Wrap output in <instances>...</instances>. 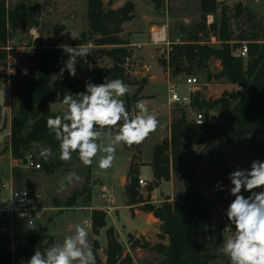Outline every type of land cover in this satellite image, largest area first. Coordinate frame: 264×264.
I'll return each mask as SVG.
<instances>
[{
	"label": "trees",
	"instance_id": "trees-1",
	"mask_svg": "<svg viewBox=\"0 0 264 264\" xmlns=\"http://www.w3.org/2000/svg\"><path fill=\"white\" fill-rule=\"evenodd\" d=\"M150 1L156 9H160L167 0ZM113 2L114 0H109L108 3L103 0H87L89 30L81 34L75 45L88 46V42L92 41L99 49L91 50V55L85 59L77 57L76 71L78 74L88 68V80L95 84L104 82L105 78H119L128 85H136L134 94L126 100V104L132 106L139 102L140 92L147 83L146 78L140 81L132 79L123 66L125 58L132 57V53L128 48L129 40L123 39L120 34L124 23L134 18L135 5L132 1H127L122 7L113 8ZM220 5L223 3H218L217 0H200L201 21L193 31L196 37L191 41L172 44L167 57L160 59L159 63L165 69L169 66L173 76L182 73L191 76L204 70L207 72V79L211 80L209 65L218 61L222 69L215 78L225 77L240 89L225 92L217 99H207L200 92L192 93L191 105L204 110L205 121L198 124L189 119L185 111H180L179 115L173 117L169 136L153 148L150 162L153 181L146 188V197L139 193L140 167L134 163L135 155L130 164L131 182L128 190L132 195V209L152 214L159 221L157 237L160 241L153 246L163 256L158 264H217L215 260L218 257L212 248L216 246L214 207L215 203L223 202L218 193L231 183L228 177L232 171L227 162L222 160L223 177L214 183L209 180L208 188H203L198 179V159L208 150L211 164L215 163L222 152L217 146V140L219 136H227V126H232L235 131L234 138L227 137L228 142L249 137L250 164L255 160H264V23L251 9L237 5L236 15L243 12L246 14L250 30L241 31L238 35L239 40L248 44V57L243 59L233 52L240 45L232 42L235 39L226 7L223 6L219 20L207 24V16L217 13ZM41 13L40 6L31 2L10 6L5 0L0 1V76L8 63L5 42L9 34L37 25ZM64 31L65 27L56 25L49 46L42 45L41 39L37 42L35 53L27 57L28 76L17 75L11 85L13 115L10 152L12 158L21 163H24L26 153L38 146L50 147L52 151L59 152V142L50 133L47 119L62 112H53L51 105L62 103L65 94L85 91V82L77 75L75 78L71 77L67 70L57 79L55 87L49 88L52 75L59 74L64 61L69 58L60 47ZM209 31L219 39L218 46L203 40ZM104 46H112V49H102ZM104 56L112 62L110 66L99 64ZM215 109L219 110L224 121L209 119V112ZM2 156L3 151L0 150V158ZM38 160L41 168L47 172H53L60 164L59 161ZM15 175L19 177L16 171ZM172 179H177L182 184L183 200L171 202L166 198L161 204H154L151 200L152 192L162 182ZM217 184L221 187L217 188ZM208 189L216 193L209 195ZM137 193L140 195L137 196ZM77 199L72 194L66 200L67 206L76 205ZM92 222L93 232L98 235L106 226L105 213L94 210ZM228 223L225 221L223 226ZM106 236L105 258L98 255L97 246H94L96 264H134L132 255L124 254V247L113 228L107 229ZM53 244L55 238L44 230L37 229L33 233L16 235L13 251L9 249V245L0 244V264L11 261L15 264H27L36 249L43 252ZM133 246L147 247L150 243L136 240Z\"/></svg>",
	"mask_w": 264,
	"mask_h": 264
},
{
	"label": "rangeland",
	"instance_id": "rangeland-1",
	"mask_svg": "<svg viewBox=\"0 0 264 264\" xmlns=\"http://www.w3.org/2000/svg\"><path fill=\"white\" fill-rule=\"evenodd\" d=\"M1 1V0H0ZM10 6L25 5L29 2L39 5L42 13L37 25L30 26L24 31L17 30L14 33H10L6 42L5 48L11 47L12 50L29 51L35 53L37 42L41 39L42 45L49 46L53 39V29L57 26L65 27V31L61 34V45L67 44L70 46L75 45V41L81 37L83 32L89 30L87 20V0H5ZM109 0H103L104 3H108ZM119 6H124L127 1H132L135 5V19L132 23H124L126 28H123V32L120 36L124 39H128L131 43H140V41L146 39L142 37V40H132L135 38L136 33L141 32L142 26L146 22L149 11L152 12L154 18L159 21L160 25L166 26V37L168 41H175L179 38L181 42L188 40L189 37H196L193 32L201 21V13L199 10L200 0H167L163 3L160 9H156L153 2L150 0H114ZM218 3H223L218 8L217 13L213 15V20H219L223 6L227 8L230 17V27L234 35V44L241 45L243 41L239 40L238 35L241 31H250L248 21L246 20V14L243 12L236 15V7L241 4L243 8H249L255 12L258 19H261L264 23V0H217ZM114 4V2H113ZM151 6V8H149ZM113 7V5H112ZM212 24V23H211ZM158 25H153V29ZM36 28L39 32V37L34 39L31 34V30ZM151 28V29H152ZM151 31V30H150ZM203 36V34H200ZM212 31L205 34L203 40L208 44L218 46L220 44L219 39L214 43L212 42ZM264 40V37L262 38ZM146 41H150V38ZM204 41V42H205ZM246 42V41H245ZM203 43V42H202ZM88 46L91 50L99 49L92 41L88 42ZM102 49L110 50L112 46H104ZM132 53V66L126 71L131 75L132 79L140 81L145 78L146 75H151L152 70L147 65H150L152 59L147 57H157V59H163L167 57L169 47L168 45H153L147 44L140 47L139 44H132L128 47ZM99 64L104 66H110L112 62L107 56H104L99 60ZM211 71V80L207 79V72L200 71L192 74L198 80V84L195 87H189L184 84V80L187 76L186 73H182L180 78L172 75V70L168 73V68L162 69L164 77H169V81L178 84L177 91L180 95L190 93H197L200 91L207 99H217L225 92H231L239 90L240 87L230 83L225 77L216 79L217 75L221 71V65L218 61L212 62L209 65ZM166 70V71H165ZM9 71L3 70L1 75H7ZM168 73V74H167ZM171 74V76L169 75ZM17 73L10 75L9 83L0 81V149L3 151V160L0 161L1 165L6 167V177L10 175L8 173L10 164L12 163V181L16 188L28 189L33 194L39 193L43 196L42 205L47 207L48 210L43 219H41L36 228L39 230L47 231L55 238V243H62L65 236L71 235L70 231L72 225L82 224L88 231L89 244L93 249L97 246V253L101 258H105L107 250V236L106 231L108 228H113L117 239L124 247V254L132 255L134 264H158L162 259V255L158 254L153 246L160 240L157 237L158 225H154L153 217L148 216L147 213L141 212L137 209H132V195L129 192V185L131 182L130 164L135 155L134 163L140 167L139 178L147 181V186H139V190L143 197L148 195L146 188L152 183V171L148 163L152 159L153 148L155 144L160 143L164 138L169 136V122L172 119L168 118V115H164L167 108L171 111V116L179 115L180 111H185L187 116L194 120L199 112L204 113V110L198 109L196 106H184L180 104H174L169 101V93L165 91V85L163 83H157L152 87H143L140 92V100L147 106L149 101H152L156 105L155 108L147 106L149 111L155 114L159 120V126L157 129L150 133V135L141 143L134 144L132 146H126V144L116 145L115 159L112 162V166L107 169H100L98 166V157L93 160L91 166H84L78 158V154L73 153L70 161H62L59 159V152L52 151L53 156L48 159L51 161H59V167L53 172H47L43 168L32 169L25 168L23 163L14 160L9 157V136L7 132L11 126V118L13 115V98L11 95V85L16 80ZM77 76L84 82L88 81L90 76V70L87 68ZM8 78V77H6ZM130 92L126 94L123 99L125 105L130 114L134 115L137 109L134 104L130 106L126 104L127 98L131 97L136 89V85H129ZM156 89L155 92L153 89ZM191 90L189 91V89ZM59 106L53 108V112H56ZM58 108V109H57ZM57 109V110H56ZM56 110V111H55ZM62 110V109H61ZM163 113V114H162ZM209 119L215 122H222L224 118L221 116L218 109L209 112ZM4 135V137H3ZM227 137L234 138L235 131L232 126H227V136H219L217 140V146L222 150L217 157L214 164H211V155L207 150L198 159V179L203 188H208L209 180L216 182L223 177L222 172V160H225L229 169L233 172L237 169H249L250 170V140L249 137H244L241 140L227 141ZM45 148L42 146L35 147V149ZM11 160V163H10ZM212 170L214 173H212ZM15 171L19 173V177L15 175ZM76 172L81 179L77 182L67 185L66 190L58 192L57 188L59 182L69 173ZM8 182V181H7ZM5 183L0 179V197H1V185ZM233 185L230 183L225 186L221 192L218 193L223 202L215 203L213 223L215 224V240L216 246L212 247L213 251L217 255L215 263L217 264H230L229 258L222 254L219 249L223 242L222 230L225 221L227 220L226 211L229 204L235 199L230 194V189ZM107 189L117 199L118 208L112 215L105 212L107 203L101 199V193L103 189ZM253 191H264V188H257ZM211 195L214 192L211 189L207 190ZM137 194L139 196L140 194ZM74 194L78 197L76 205L70 207L67 206L66 200ZM242 195L246 198L250 195L249 192L242 189ZM166 198H169L171 202H181L184 198V190L182 184L177 179H172L169 182H163L161 187L155 189L152 195V202L156 205L161 204ZM94 210L103 211L106 215V226L100 230V233L96 235L93 232L92 213ZM132 210H134L132 212ZM150 218V219H149ZM32 229L29 227H21L17 231L18 234H27ZM4 236L0 235V243L3 242ZM136 240L142 242V240L150 243V246L141 247L133 246ZM9 249L13 251L11 246ZM11 261L8 264H12ZM15 263V262H14Z\"/></svg>",
	"mask_w": 264,
	"mask_h": 264
},
{
	"label": "clouds",
	"instance_id": "clouds-1",
	"mask_svg": "<svg viewBox=\"0 0 264 264\" xmlns=\"http://www.w3.org/2000/svg\"><path fill=\"white\" fill-rule=\"evenodd\" d=\"M60 47L69 59L64 61L59 74L52 75L49 88L55 87L65 70L75 78L77 57L85 59L91 55L87 45L62 44ZM129 92L130 86L123 80L105 78L99 84L86 81L83 92L65 94L62 114L47 119L50 133L59 142V159L70 161L73 153H77L82 164L88 167L98 157L99 168L107 169L116 158V145L141 144L154 132L159 120L144 103L137 102L134 115L127 110L123 97ZM36 155L47 161L53 152L45 147L37 150ZM80 179L76 172H69L59 182L57 191H65L67 185ZM228 179L233 185L230 194L235 199L226 211L229 223L222 230L219 251L229 258L230 264H264V191H253L264 188V160L253 161L250 170L233 171ZM242 189L250 193L247 198L241 194ZM28 223L29 228L37 230L31 220ZM70 231L72 234L65 236L62 243H55L43 252L36 249L27 264H96L86 227L77 223Z\"/></svg>",
	"mask_w": 264,
	"mask_h": 264
},
{
	"label": "built area",
	"instance_id": "built-area-1",
	"mask_svg": "<svg viewBox=\"0 0 264 264\" xmlns=\"http://www.w3.org/2000/svg\"><path fill=\"white\" fill-rule=\"evenodd\" d=\"M213 22H214L213 15H208L207 24L210 25ZM31 34L34 39H37L39 37V32L36 28H33L31 30ZM211 40L212 42L215 43L217 41V37L212 36ZM164 43L168 45L170 49V46L172 44L181 43V41L179 39H177L175 42L168 41L166 37L165 25L157 26L154 29L152 28L150 31V44L161 45ZM6 50L8 52V63L5 70H8L9 72L7 73V75H1L0 81L4 83H9L10 75L15 72L23 77L28 76L29 68L27 63V57L31 56V50L24 52L19 50H12L11 47H7ZM233 52L235 55L242 57L243 59H247L248 57L247 42L243 41V43L237 49L233 50ZM132 64H133L132 57L125 58L123 66L126 69H129V67L132 66ZM170 70L171 69L168 66V72ZM184 84L188 85L189 87H195L196 84H198V80L194 76L187 77L184 80ZM168 93H169V101L171 103L180 104L184 106H191L192 91L187 95H180L179 92L177 91V83L169 81ZM194 120L198 124L203 123L205 121L204 113L199 112ZM1 138L2 135H0V140ZM23 166L25 168H32L36 170L41 169V163L31 151L26 153ZM147 184H148L147 181H145L144 179L142 178L139 179V185L141 187L147 186ZM25 192L27 193V196L23 195ZM101 199L103 200V202L107 203L105 212H107V214L109 215H112L115 212V210L118 208L116 197H114L112 193L105 188L102 190ZM42 200H43V196L39 193L33 194L28 189L16 188L12 180L5 182L1 185L0 235L4 236V239L3 242H1L0 244H5V246L9 245L13 249L14 237L16 235H20L17 233L19 228L29 227V223H28L29 220H31L32 223L37 225V223L44 218L48 208L42 205ZM37 213H40V215L37 216ZM32 231L33 230H31L30 232ZM6 239H10V241L8 242ZM12 264L15 263L12 262Z\"/></svg>",
	"mask_w": 264,
	"mask_h": 264
},
{
	"label": "crops",
	"instance_id": "crops-1",
	"mask_svg": "<svg viewBox=\"0 0 264 264\" xmlns=\"http://www.w3.org/2000/svg\"><path fill=\"white\" fill-rule=\"evenodd\" d=\"M119 7H122V6H119L118 4H116V2L114 1V4H113V8H119ZM149 8H151V6H149ZM152 9V8H151ZM135 19V14H134V18L131 20V21H129L128 23H132V21ZM153 25H158V26H161L160 25V23H159V21H157V19L156 18H154V15L152 14V12H150L149 11V13H148V16H147V18H146V22H145V24L142 26V28H141V32L140 33H136L135 35V38H133L132 40H137V38H138V40H142L141 38L142 37H146V39L144 40V42H143V40L142 41H140V43H131V41L129 40V45H128V47H131L132 46V44H139L140 45V47L142 46V45H147V44H150V41H146L147 40V37H148V39L150 38V30H151V28L153 27ZM123 28H126V25H123ZM177 39H179V38H176L175 39V41L177 40ZM175 41H171V42H175ZM151 45V44H150ZM148 58V60L149 59H152V61H151V63H150V65H147L146 67H148L149 68V70L151 69L153 72H152V74L151 75H146L145 76V78L147 79V83L145 84V86L147 87H152L153 85H156L157 83H163L165 86V91L167 92V89H168V82H169V77H168V75H167V78L166 77H164V73H163V71H162V69L164 68L163 66H161L160 65V63H159V59H157V57H147ZM165 69V68H164ZM166 71V70H165ZM169 73V72H168ZM167 73V74H168ZM170 76H171V74H169ZM177 78H180L181 77V75H179V76H176ZM187 77H191V76H187ZM186 77V78H187ZM157 81H159V82H157ZM157 82V83H156ZM144 86V87H145ZM177 87H178V84H177ZM154 88V87H153ZM189 89V88H188ZM155 92H157L156 91V89L154 88L153 89ZM189 91H190V89H189ZM191 92V91H190ZM198 92H200V91H198ZM195 93V92H194ZM201 93V92H200ZM187 94H189V93H186V94H182V95H187ZM202 94V93H201ZM167 95H168V92H167ZM203 95V94H202ZM154 100V99H153ZM153 100L152 101H149L148 103H147V106H150V107H152V108H155V104H154V102H153ZM139 102H142V100L141 101H139ZM142 103H144V102H142ZM146 104V103H145ZM55 106H59L55 111L56 112H63V110H64V108H65V106L62 104V103H54V104H52L51 105V110L52 111H54L53 110V108L55 107ZM169 108V107H168ZM167 108V111H165L164 112V115L166 116V114L168 115V118L170 119H173V117L171 116V111H170V109H168ZM62 109V110H61ZM163 114V113H162ZM189 118V117H188ZM190 119V118H189ZM170 123H171V121L169 122V126H170ZM2 135V134H1ZM7 136H9V145H8V147H9V152H8V154H9V157L10 158H12V155H11V152H10V144H11V129H9L8 130V132H7ZM3 137H4V135H3ZM0 150H2V149H0ZM1 160H3V157H1L0 158V161ZM152 160V159H151ZM151 162V161H150ZM150 162L148 163V165L150 166ZM10 163H11V160H10ZM150 168H151V166H150ZM5 170H6V167L5 166H3V165H1V163H0V179H2L4 182H7V181H11L13 178H12V163L10 164V169H9V171H8V173H9V177L7 178L6 177V172H5ZM151 171H152V169H151ZM163 183V182H162ZM162 183H161V185H162ZM161 185H160V187H161ZM155 191V190H154ZM153 191V192H154ZM153 192H152V194H151V199H152V195H153ZM149 215H151L152 217H153V215L152 214H148V216ZM150 219V218H149ZM153 222H154V225H158L159 226V221L157 220V219H155L154 217H153ZM157 233H158V230H157Z\"/></svg>",
	"mask_w": 264,
	"mask_h": 264
},
{
	"label": "water",
	"instance_id": "water-1",
	"mask_svg": "<svg viewBox=\"0 0 264 264\" xmlns=\"http://www.w3.org/2000/svg\"><path fill=\"white\" fill-rule=\"evenodd\" d=\"M188 40H189V41L193 40V37H189ZM126 146H128V145H126ZM36 151H37V150H36L35 148H33V149L31 150V152L37 157V155H36ZM137 194H138V193H137ZM33 232H34V230L32 231V233H33Z\"/></svg>",
	"mask_w": 264,
	"mask_h": 264
}]
</instances>
